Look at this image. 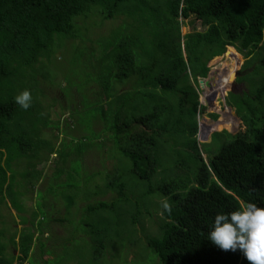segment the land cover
I'll return each instance as SVG.
<instances>
[{"label":"trees","instance_id":"trees-1","mask_svg":"<svg viewBox=\"0 0 264 264\" xmlns=\"http://www.w3.org/2000/svg\"><path fill=\"white\" fill-rule=\"evenodd\" d=\"M119 17L118 26L92 37L99 21ZM179 18L193 22L191 32L181 35ZM227 49L245 58L238 79L257 51L259 56L239 79L246 89L228 93L240 131L214 132L200 144L197 116L205 107L198 79ZM55 70L63 75L61 91L74 95L75 88L80 96L81 107L71 116L84 133L63 141L60 151L49 148L58 154L55 175L64 174L62 184L71 189L64 194L68 208L80 194L82 155L111 141L110 166L96 188L112 197L84 209L99 213L102 222L107 213L108 241L120 240L113 244L119 247L132 241L136 221L145 218L151 224L144 238L150 264H249L239 249L222 250L208 233L218 213L246 202L264 207V0H0V264H14L15 258L22 263L34 243V232L24 228L18 232L21 255L8 256L6 244H15L17 229L11 233L2 211L13 209L27 221L21 215L25 201L16 199L14 187L16 178L26 180L18 192L27 195L34 160L47 146L42 130L58 128L40 106L48 94L43 83H54ZM233 77L223 76L225 89ZM25 89L32 95L27 110L15 103ZM232 126L225 114L216 127ZM90 191L84 189V198ZM88 232L100 235L104 229L93 232L92 223Z\"/></svg>","mask_w":264,"mask_h":264},{"label":"rangeland","instance_id":"rangeland-1","mask_svg":"<svg viewBox=\"0 0 264 264\" xmlns=\"http://www.w3.org/2000/svg\"><path fill=\"white\" fill-rule=\"evenodd\" d=\"M123 17V16H121ZM181 35H184L192 30L193 22L188 20H181ZM102 23L100 26L95 27L91 35L93 38L107 33L112 28L118 26L121 23V18L114 20L99 21ZM192 25V26H191ZM194 26L199 29V25ZM88 37H91L90 34ZM87 44V42H85ZM227 49V52L216 62L209 64V72L211 80L207 84H202V87L197 85L199 101L201 106L205 109L197 116L198 122V142L208 143L211 140V134L214 132H220L222 130L231 131L237 133L240 131V122L236 115L234 106L227 103L228 93L234 85L233 93H242L246 89L245 79H242L246 74L254 68L255 63H258L259 56L258 51L252 56V61L247 66V69H243L238 79V71L244 64L245 58L241 54L234 53V51ZM58 69H61L63 75L66 74V66L59 64ZM251 65V66H250ZM232 71V72H231ZM54 83L46 81L43 83L46 92V96L40 98L41 109L44 115H47L49 119L58 124V128L48 127L42 130L45 140H47V146L44 152L39 153V160H34V174L35 178L28 181L26 184L27 195L22 196L20 191V185L24 187L26 180L19 178L16 180L17 185L14 187V194L16 199L23 200L25 211L21 214L27 221H20V216L15 210H11L9 213L6 209L2 211L5 216V221L10 226V231L13 233L17 229L15 236V244L7 243L6 254L9 256L11 252L15 256H20L18 238L20 231L24 228H28L30 232H34V239L32 244V250L28 258L19 262L17 258L14 259V264H150V255L145 254V234L150 231L151 224L149 221L142 219L141 222L135 224V233L132 236L133 240L123 242L121 246H115L113 244L118 243L110 242L111 232L108 231L107 223L110 219L106 220V214H104L105 222H102L99 213L85 212V205L97 200H110L111 193H102L100 188H96L97 185L101 187L103 183L102 173L104 169H107L110 164L107 160V154L109 148H111V141L106 142V146L97 148L91 145L88 151L82 155V172L80 178V186L78 192L80 193L78 198L75 199V203L71 208H68L64 194L71 195V189L66 188L63 185L65 175L60 177L55 175V161L58 159L57 153H49V148L61 150L63 141L69 142L71 136L79 138V135L84 133H78L77 124L71 116V111L74 108H80L79 95L76 94L75 88H71V94L65 95L61 88L65 85L63 75L60 71L55 70ZM222 73V76L218 79H213L217 73ZM234 75L231 81L225 86L223 85V76ZM191 81L194 84L192 77ZM207 78V77H205ZM199 79H204L200 77ZM244 82V83H243ZM195 85V84H194ZM96 89H98L96 87ZM62 106V107H61ZM235 115H234V113ZM75 113H80L81 110L76 109ZM227 115L234 122V126L231 128H217L219 121L223 119V115ZM212 115H216L213 117ZM91 124V123H90ZM93 130L99 131L101 125L94 122L91 124ZM80 126V124H79ZM81 128V126H80ZM84 132V131H81ZM104 135L100 138L103 139ZM109 140V139H108ZM98 142L97 137L94 139ZM43 149V148H42ZM71 160H74L72 156H68ZM205 158V154H203ZM67 166V165H66ZM60 167H63V163H60ZM38 170V171H37ZM40 171V172H39ZM54 173V174H53ZM93 174H95L93 176ZM40 176V177H39ZM37 177H39L37 179ZM32 178V177H31ZM84 189L93 193L88 199L84 198ZM27 200V201H26ZM39 204V205H37ZM21 206V205H19ZM150 211H153L150 210ZM155 214L160 215V211L157 210ZM110 216V213H109ZM93 223L94 230L104 229V232L94 234L92 236L88 232ZM140 223L142 225H140ZM15 227V228H14ZM144 228V230H143ZM13 230V231H12ZM124 241L127 239L128 232L124 230L122 233ZM92 237H95L96 242L93 243ZM7 241V240H6ZM108 241V242H106ZM95 247V249H94ZM98 252L99 256L96 260H93L94 253ZM96 254V253H95Z\"/></svg>","mask_w":264,"mask_h":264},{"label":"clouds","instance_id":"clouds-1","mask_svg":"<svg viewBox=\"0 0 264 264\" xmlns=\"http://www.w3.org/2000/svg\"><path fill=\"white\" fill-rule=\"evenodd\" d=\"M22 109L31 107L32 95L27 89L15 97ZM163 208L171 211L165 201ZM208 239L225 251L239 249L249 264H264V207L246 202L234 211L215 215Z\"/></svg>","mask_w":264,"mask_h":264},{"label":"water","instance_id":"water-1","mask_svg":"<svg viewBox=\"0 0 264 264\" xmlns=\"http://www.w3.org/2000/svg\"><path fill=\"white\" fill-rule=\"evenodd\" d=\"M209 80H211V78H210V75L208 74L207 75V78H204V79H198V83H199V85L202 87V84H207L208 82H210ZM203 82V83H202ZM202 83V84H201ZM231 92H233L234 91V85H232V89L230 90ZM234 113V112H233ZM234 115H235V113H234Z\"/></svg>","mask_w":264,"mask_h":264},{"label":"flooded vegetation","instance_id":"flooded-vegetation-1","mask_svg":"<svg viewBox=\"0 0 264 264\" xmlns=\"http://www.w3.org/2000/svg\"><path fill=\"white\" fill-rule=\"evenodd\" d=\"M231 92V91H230ZM229 104V103H228ZM230 105V104H229Z\"/></svg>","mask_w":264,"mask_h":264}]
</instances>
